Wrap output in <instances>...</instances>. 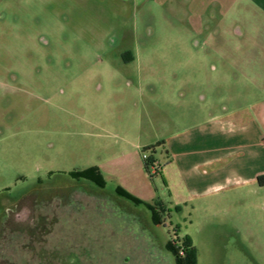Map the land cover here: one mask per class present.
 Masks as SVG:
<instances>
[{
  "label": "rangeland",
  "instance_id": "1",
  "mask_svg": "<svg viewBox=\"0 0 264 264\" xmlns=\"http://www.w3.org/2000/svg\"><path fill=\"white\" fill-rule=\"evenodd\" d=\"M147 6L0 0V264H175L166 244L185 238L195 264H264V186L231 177L187 196L142 153L264 98V12ZM122 163L136 164L105 174Z\"/></svg>",
  "mask_w": 264,
  "mask_h": 264
},
{
  "label": "crops",
  "instance_id": "2",
  "mask_svg": "<svg viewBox=\"0 0 264 264\" xmlns=\"http://www.w3.org/2000/svg\"><path fill=\"white\" fill-rule=\"evenodd\" d=\"M115 1L134 7L147 6L148 3L150 9L166 10L167 3L180 0ZM251 1L264 12V0ZM234 34L240 36V28L236 27ZM194 45L199 44L196 42ZM161 147L167 159L164 166L158 165V172H174L176 183L187 196L204 194L210 188L220 189L219 179L229 181V178L236 177L243 183H254L258 176L264 174V152L260 151V147L264 148V98L236 109L224 107L221 112L211 114L194 127L184 130V134L173 135ZM135 149L138 151L139 147ZM221 162L223 164L218 166ZM225 166L234 168V174L227 178L220 176ZM134 167H126L122 163V166H112L105 174H125L133 171ZM141 169L143 167L138 165L137 170Z\"/></svg>",
  "mask_w": 264,
  "mask_h": 264
},
{
  "label": "trees",
  "instance_id": "3",
  "mask_svg": "<svg viewBox=\"0 0 264 264\" xmlns=\"http://www.w3.org/2000/svg\"><path fill=\"white\" fill-rule=\"evenodd\" d=\"M161 146V143H157L154 146L146 147L142 150V153H149L150 155L146 157L144 160L145 167L148 168H154L155 174H159L158 169L155 167L156 160L153 157V154L155 153V149L157 147ZM84 178L87 180L95 183L98 186L103 185V181L101 179V176L99 175V172L96 169H91L87 172V174L84 175ZM256 182L259 186H264V174L257 177ZM152 219L155 222V224L159 225L160 221L158 217H156V214L154 213V209L150 207ZM182 249L178 248L175 245V242L173 245L171 243L166 244L167 250L173 255L175 264H195V254H194V248L190 244L187 238L184 239Z\"/></svg>",
  "mask_w": 264,
  "mask_h": 264
}]
</instances>
